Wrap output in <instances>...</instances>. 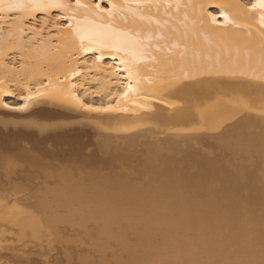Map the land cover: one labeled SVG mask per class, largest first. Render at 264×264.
I'll list each match as a JSON object with an SVG mask.
<instances>
[{
  "label": "bare ground",
  "instance_id": "1",
  "mask_svg": "<svg viewBox=\"0 0 264 264\" xmlns=\"http://www.w3.org/2000/svg\"><path fill=\"white\" fill-rule=\"evenodd\" d=\"M262 5L0 0V116L69 110L4 123L0 156L129 166L20 185L0 163V264H264Z\"/></svg>",
  "mask_w": 264,
  "mask_h": 264
},
{
  "label": "rangeland",
  "instance_id": "2",
  "mask_svg": "<svg viewBox=\"0 0 264 264\" xmlns=\"http://www.w3.org/2000/svg\"><path fill=\"white\" fill-rule=\"evenodd\" d=\"M54 15H55V13H54ZM38 21L39 22L41 21L40 18H38ZM51 107H52V109H50ZM54 107L60 109V111L63 112V113L69 112L68 109H63V108H60V107H57V106H51V105L45 104L43 107H40L39 113L35 109V110L29 112L30 114H33V116L32 115H30V116L29 115H24V117L27 116V118L26 117L24 118L23 115H21V116L16 115V117H15V115L11 116L9 114V112H8L9 110L7 111V109H5V113L7 112L9 114V116H8V114H7V116L3 115L4 116L3 118H2V116H0L2 118V119L0 118V120H1L0 128L5 130V132H8L7 128L4 127V123L8 124L9 128L11 127L12 129H18V128H22V126H20L18 128L14 127L13 125H15V123L20 125V123L22 121L25 122L27 120H32V119H34V121H42V122H51V121L53 122V121H61V120L63 121V120H65V117L62 118V116H61V118H58L55 115L56 118H57L56 119L55 117H52V116L48 115V113L53 112V109H54V111L57 110ZM48 109L51 110V111H49ZM75 119L81 120V121L83 120V122L80 125H76L75 128L79 129V130H84L86 132L85 133H79L77 138H76V136L73 137L74 135L73 136L69 135V137H72V139H78L80 141L89 140V143L87 144V146L84 149V152L89 153L88 149L91 148V146L93 148L95 147V146H93V144H94L93 142H94V140L96 138V136H94V135L96 134L97 129L95 128L94 123L92 121H89V120H86V119L84 120V119H81V118H72L71 119L70 117L69 118L66 117V120H75ZM22 129L28 130L26 128H22ZM30 130L35 131L38 134L37 136L40 135L38 129L33 128V129H30ZM91 132L94 135H92ZM18 139H19L18 141L21 144H23V145L25 143L24 140H26L28 142L30 141L31 144H33V141H32L31 138L28 139L26 137H20ZM50 140L51 139H48L45 142V145L48 146V147H50L51 143L53 144L54 148L61 147V149H65L68 146V143H59L58 145L55 146L54 144H56V143H53V141H50ZM24 146H26L27 148H30L27 145H24ZM7 160L12 161V164H14V167H12L11 170L12 171H16L17 170V172H18L15 175H12L10 177L12 182L13 181L14 182L17 181V182L20 183V185H23L22 183H26V184H42V185L45 182L46 183H49V182L56 183V182L61 181L62 179H64V177L66 175L71 174L72 171L73 172H78V174H80L81 177L84 176L85 172H87V171H89V173H91V174H97V173H95L96 169H99V167L102 166V165H104V168L106 170L105 172H109L111 174H112V172L113 173H120V172H123L125 170H128L126 167L129 168V166H124L125 168H123L122 165H117V164L111 163V162L108 163V164L107 163L105 164L102 161V162H96L95 167L93 166V167H90V168L86 169V168H84V165L86 163H82L81 162V164L78 167H73V166H71L69 164H65L62 161V162H58V163H54V164H49L50 162L49 163L46 162V166H44V167L43 166L41 168L40 167H37V168L36 167H32V169H30V167H28V170H27V169H25L27 166H23L22 168L18 166V165H22L23 163H25V161L23 159L19 158L16 154H13V155H10V156H8V155L7 156L6 155H1L0 156V163H2L3 161L6 162ZM46 160H49V159H46ZM49 161H51V160H49ZM4 166L8 167V166H10V163H8L6 165L0 164V171L3 170ZM91 166H92V164H91ZM136 168L137 167H131L130 169L136 170ZM83 171H85V172H83ZM63 173H64V175H62ZM3 177H4V174H2L0 172V182L4 181ZM46 239H49V238H46ZM52 246L50 248L53 250L55 247H52ZM60 254H61V251L58 252L54 257L49 259V261H44V262L41 261V262H39L37 264H54V263H56V264H77L74 261L70 262L68 260H65L64 258H58V255H60ZM55 258H58V260L55 261L56 260Z\"/></svg>",
  "mask_w": 264,
  "mask_h": 264
},
{
  "label": "snow or ice",
  "instance_id": "3",
  "mask_svg": "<svg viewBox=\"0 0 264 264\" xmlns=\"http://www.w3.org/2000/svg\"><path fill=\"white\" fill-rule=\"evenodd\" d=\"M262 6H264V5H262ZM253 7H255V5H253ZM86 107H90V106H86ZM92 110L106 111L107 109H92Z\"/></svg>",
  "mask_w": 264,
  "mask_h": 264
}]
</instances>
